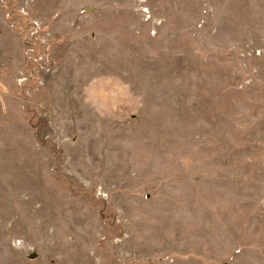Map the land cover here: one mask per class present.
<instances>
[{
	"label": "rangeland",
	"instance_id": "374dc122",
	"mask_svg": "<svg viewBox=\"0 0 264 264\" xmlns=\"http://www.w3.org/2000/svg\"><path fill=\"white\" fill-rule=\"evenodd\" d=\"M0 264H264V0H0Z\"/></svg>",
	"mask_w": 264,
	"mask_h": 264
},
{
	"label": "water",
	"instance_id": "95a60500",
	"mask_svg": "<svg viewBox=\"0 0 264 264\" xmlns=\"http://www.w3.org/2000/svg\"><path fill=\"white\" fill-rule=\"evenodd\" d=\"M35 256H36V253H31V254L29 255L30 258H34Z\"/></svg>",
	"mask_w": 264,
	"mask_h": 264
}]
</instances>
